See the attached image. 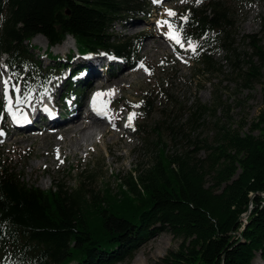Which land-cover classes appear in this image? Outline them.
<instances>
[{"label": "trees", "instance_id": "trees-1", "mask_svg": "<svg viewBox=\"0 0 264 264\" xmlns=\"http://www.w3.org/2000/svg\"><path fill=\"white\" fill-rule=\"evenodd\" d=\"M143 3L0 0V55L6 57L9 78L26 92L34 88L40 95L49 90L57 69L63 68L50 50L68 37L80 55L132 59L134 42L113 36L111 29L123 16H146L149 6ZM185 16L186 21L181 19ZM233 26L221 0L188 6L175 19L183 42L191 38L196 46L193 78L221 72L215 57L223 53L231 75L240 78L245 89L260 80L261 41L246 36L251 53L241 51L231 37ZM37 36L47 41L50 65L43 66L33 53L30 42ZM74 56L73 51L66 56L65 67L72 69L67 63ZM80 70L73 69L71 77ZM83 91L84 86L69 80L61 105L67 108L68 95L77 96V102ZM140 106L145 115L154 111L152 98L144 97ZM2 109L0 105V113ZM211 111L214 103L208 107L196 101L182 122L171 119L169 140L175 145L180 139V148L169 154L165 143H155L157 156L149 166L118 180L117 193L106 187L97 193L85 191L88 174L67 192L59 185L41 190L25 184L22 174L0 169V264H129L143 244L162 233L180 243L156 264H252L256 255L264 262V111L249 133L219 126L208 146V141L200 142L205 155L196 159L190 133L200 121L203 126Z\"/></svg>", "mask_w": 264, "mask_h": 264}, {"label": "rangeland", "instance_id": "rangeland-1", "mask_svg": "<svg viewBox=\"0 0 264 264\" xmlns=\"http://www.w3.org/2000/svg\"><path fill=\"white\" fill-rule=\"evenodd\" d=\"M140 1L149 6V9L145 11L147 17L145 15L139 17L123 16L118 23L112 26L111 34L113 36L130 40L132 44L134 42V56L126 61L117 59L118 61L115 62L116 59H111L114 64L108 65V69L112 70L110 72L115 73L110 74L107 80L110 81L108 83L113 84L119 74L123 72L134 73H132L133 75L128 82L121 83L122 91L110 89L104 100V103L107 104V102H113V100L119 98L112 109L119 111L121 105L125 104L127 108L130 107L127 112L136 114L134 122L131 121V124L127 127L125 125L128 123L129 115L124 112L125 108L122 107V111L118 113L119 116L117 115V122H119L117 124L120 126V130H117L116 133L126 135L123 143L129 147L130 152L121 149L124 147L121 142V145L118 144L117 147L105 148L104 143L109 144L107 138L104 142L103 140L98 141L96 146L89 147L88 151H85V149H82V152L78 151L75 155L76 158H73L69 156V149L60 153L50 152L54 146L53 133L46 128L37 130L35 135L34 133L22 134L17 133L15 130H8L7 105L10 102L15 107L21 106V103L17 104L16 101L18 99L23 100V97L26 96L27 102H23L22 106L28 108L26 110L29 112L34 108L33 104L39 101L37 92L34 88H30L32 86L29 87L30 91L26 92V88L22 89L18 85L19 83H15L10 78L7 99H5L4 84L0 82V105L3 104L4 106L2 113H0V129H4L3 133H0L1 170H10L22 174L25 184L38 187L41 190H48L55 185H59L63 191L67 192L75 190L81 182V176L88 174L90 182H85V191L90 190L97 193L102 192L106 187L111 192L117 193L119 191L118 180H124L130 172H133L139 166H149L153 156H157V150L155 146L153 147L155 143H165L169 154L174 149L178 150L180 148V139L175 141V145L169 140L168 129L170 127H168V122L171 119L182 122L185 119L186 111L196 101L208 107H211L213 103L215 104V111L208 112L204 116L203 126H201L202 121H200V127L196 125L195 131L190 133L191 140H194L195 145L189 147L190 150L195 152L196 159H200L205 155L203 145L200 142L206 140L208 146L219 126L241 127L242 133H249L251 124L256 122L259 114L264 111V67L260 72V80L253 83L249 89H245L240 78L234 73L231 75L229 66L223 60L224 54L219 53L216 55L215 60L219 63L221 72L215 73L211 77L193 78L195 76L193 60L196 51H192L188 44L182 42L180 33L175 27V19L179 18L188 6L201 7V5L207 3V0H202V3L199 4L196 3V0H185L183 3L181 0ZM221 1L226 4L232 18L234 26L231 37L237 47L241 51L250 54L251 49L246 36L255 35L264 48V29H261V19L264 17V0ZM167 10H171L177 15L169 16ZM169 24L173 31H178L183 46L168 38ZM147 34L150 37L152 35L158 41L160 44L158 49H145V44L152 39ZM66 39L50 50L51 57L58 58L61 62L60 66L63 67L57 69L58 75L55 76L54 81L50 82L51 85H54L52 87L53 92L55 87L58 86L59 88L54 95V103L56 107L60 108L61 97L67 93L68 69L64 66L66 64L65 58L71 51L77 53L73 39L70 37ZM30 45L34 47L33 53L35 57L42 60L43 66L47 63L52 64L44 57L45 52H47L45 38L42 36L34 37ZM75 56L71 63H67L68 65H74L82 59H76ZM103 58V62L108 64V58L106 56H103ZM94 61L97 63L98 60ZM7 78L6 57L0 56V81H5ZM101 80L102 82L105 81V79ZM208 80H211L210 83L207 82ZM79 81L80 78L73 80V83L80 85ZM128 83H131L129 88L126 85ZM213 85L215 86L213 87ZM15 88H18L19 91H16ZM144 97L153 99L154 111L150 115H145L141 110L140 105ZM67 98L70 100L77 98V96L68 95ZM43 100L50 101L51 97L49 98L46 95ZM82 100H85L84 103L81 102ZM92 101H94L93 93L85 90L80 100L72 104L68 111L75 108L79 103L81 104L78 107ZM136 105H139V107H136ZM113 116L114 111L109 118L102 116V119L106 125H110ZM141 130H145V134L141 135ZM185 133L189 135L187 131ZM29 137L33 138L26 141ZM145 141H148L150 145H144ZM41 142L44 143L46 150H49L50 153V159L46 160L45 163L44 157L37 156L39 153L44 152L41 148ZM182 144L184 147L186 146L185 141ZM117 149L121 150L118 151ZM108 152L115 155L123 153H129L130 155L127 159L110 165L111 158L108 156ZM179 243L180 241L170 234L162 233L143 244L129 264H156L169 251L177 250ZM252 264H264V262L259 255H256L252 260Z\"/></svg>", "mask_w": 264, "mask_h": 264}, {"label": "bare ground", "instance_id": "bare-ground-1", "mask_svg": "<svg viewBox=\"0 0 264 264\" xmlns=\"http://www.w3.org/2000/svg\"><path fill=\"white\" fill-rule=\"evenodd\" d=\"M147 36L150 37V35L148 34ZM37 37H41V36H37ZM159 45L160 44L158 43V41L152 37V39L145 44V49L146 50L148 49L152 50L153 48L158 49L160 47ZM98 59L99 60L97 61L96 65L91 67V70H89L88 73L85 74V77L81 82V84L82 83L85 85L87 84L85 90L91 91V93H93L94 101L89 102L88 104L85 103V105L83 104L82 106L78 107V105L81 104L79 103L75 108L68 111L71 105L76 103L75 101L77 98L73 99L71 103L68 104L67 108L56 107L54 103V95L56 93V90L59 88L58 86L55 87L53 93L49 92L51 90L50 88L49 90H47V92L38 95V96L43 95V97L47 95L49 98L51 97L50 101L44 100L46 103L45 107L50 114L49 118L47 120H43V121L41 120L40 107L37 108L34 112L32 111L27 112L26 109L28 108H23L22 106L23 104H21V106H16V107L15 105H11L9 112L15 113L16 122L14 126H8L9 127L8 130H15L17 131V133H22V134L34 133L35 135L37 130L38 131L44 130L46 128L47 130H49V132L53 133L54 146L53 148H51L50 152L60 153L63 150L69 149L70 155L69 154L68 155L72 156L73 158H76L75 155L78 151L82 152L83 151L82 149L88 151L89 147H94L97 145L98 141L103 140L104 142V140L107 138L109 139V144L104 143L105 148L108 149L109 147H117L118 144L121 145V143H123L124 140L126 139V135L124 133H120V134L116 133L117 130H120V126L117 124L119 123L117 122L118 121L117 116L111 119L110 121L111 126H110V125H106L101 115H95L94 111L103 112L104 109L101 99H103V97L108 96L110 89H115L116 91H122L123 88L121 87V83L128 82V80H130L129 78L132 77L133 75L132 73L134 72L132 73L123 72L119 74V77L117 78L116 81H114L113 84H110L108 83L110 81H108L107 79L109 78L110 74H114L115 72L114 73L110 72L111 69H108V65L114 63H112L110 59H108L109 60L108 64L104 63L103 57H99ZM101 79H105V81L102 82ZM130 84L131 83L126 84L127 88L130 87ZM95 96L97 97L94 98ZM85 98H87V96H85ZM19 100L23 101L22 99ZM84 101L85 100H82L81 102L84 103ZM118 101L119 98L113 100L110 107H113L114 104H116V102ZM34 104L37 106L38 102H35ZM93 104L96 105V108H92ZM123 107L128 110L130 108V107L127 108L125 104L123 105ZM90 108H92L93 110H91ZM83 115L85 116L83 117ZM30 138L33 137H29L28 139H26V141H29ZM123 144L122 146L124 147L121 149L130 152L129 147ZM41 148L44 150V152L39 153L37 156L44 157L45 159L44 163H45L46 160L50 159V153L49 150L48 151L46 150L43 142H41ZM121 149H117V150L119 151ZM108 154H109L108 156L111 158L110 165L111 164L113 165V163L118 161L121 162L127 159L130 155L129 153L115 155L112 152H108Z\"/></svg>", "mask_w": 264, "mask_h": 264}, {"label": "snow or ice", "instance_id": "snow-or-ice-1", "mask_svg": "<svg viewBox=\"0 0 264 264\" xmlns=\"http://www.w3.org/2000/svg\"><path fill=\"white\" fill-rule=\"evenodd\" d=\"M154 2H155V0H154ZM181 2L183 3V2H185V0H181ZM196 3H197V4L202 3V0H196ZM167 11H168L169 16L177 15L176 13L172 12L171 10H167ZM181 19H183V20L186 21V20H187V16L182 17ZM165 23H167V22H165ZM158 24H159V22H158ZM168 38L174 40L177 44H181V39H180V36H179L178 31H173V29H172V27H171L170 24H169V34H168ZM184 39H185V41L187 42L188 47H189L192 51H195V50H196V46L191 42V38H187V37H185ZM181 46H183V44H181ZM141 66H142V65H141ZM145 70L147 71V69H145ZM0 82H2V83L4 84V88H5V99H7V98H8V90H9V84H8V81L5 80V81H0ZM13 87H14V86H13ZM15 90H16V91H19L18 88H15ZM97 95H99V94H97ZM23 100H24V102H27V97H26V96L23 97ZM16 103H17V104L21 103V100L18 99V100L16 101ZM136 107H139V105H136ZM94 110H95V109H94ZM135 115H136L135 113H129V116H128V123L125 125L126 127L129 126V125L131 124V121L134 119ZM12 116H13V120L15 121V120H16V115H15V113H13ZM58 158H59V157H58Z\"/></svg>", "mask_w": 264, "mask_h": 264}, {"label": "water", "instance_id": "water-1", "mask_svg": "<svg viewBox=\"0 0 264 264\" xmlns=\"http://www.w3.org/2000/svg\"><path fill=\"white\" fill-rule=\"evenodd\" d=\"M247 215H248V213L244 216V218H246Z\"/></svg>", "mask_w": 264, "mask_h": 264}]
</instances>
